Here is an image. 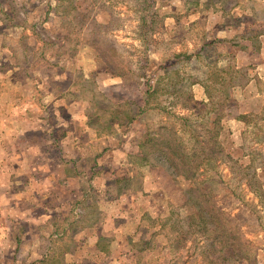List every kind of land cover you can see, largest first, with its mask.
<instances>
[{"label": "rangeland", "instance_id": "1", "mask_svg": "<svg viewBox=\"0 0 264 264\" xmlns=\"http://www.w3.org/2000/svg\"><path fill=\"white\" fill-rule=\"evenodd\" d=\"M147 1L152 5L150 11H144L149 5L144 0H80L84 9L93 2L90 8L93 17L100 24L111 27L109 36L112 38L106 36L92 48L90 43L93 26L83 27L80 18L79 21H74L72 16L77 14V10L65 9L66 4L56 0H0L3 7L15 18V22L22 23L20 27L12 28L10 21H5V15L0 8V97L3 98L0 99V132L4 133L5 138L11 134H21L20 139L15 135L12 136L13 141H4L7 142V147L21 142V150L17 152L23 151L25 154L29 145H36L41 148L40 153H43L49 134L47 128L57 127L60 118L55 120L50 117V122L47 119L46 123L43 122V127L37 125L35 129L12 123L10 118L15 112V121L20 124L24 118L29 117L32 110L39 114L36 118L50 116L53 102L51 98H46L43 87H38L31 79L33 76L42 79V75H34L35 70L30 72L28 77L14 70L7 72L4 67V55H11L8 47H17V41L21 36L29 34V29L33 28L34 24L38 26V32H42L44 38L48 35H65L63 27L71 25V46H65L60 41L58 44L61 52L69 53L72 49H77L78 55L72 61L75 65L64 71L63 78L57 82L54 74L46 70L43 73L47 74L46 76L51 74L55 80L50 82L54 97L64 90H70L69 95L76 96H67L69 102L75 99L78 103L75 106L76 110L80 111L76 127L81 128L82 132L93 126L91 132L94 137V154L90 151H81L79 154L85 162V170L90 171L93 167L96 169L95 174H105L104 179L109 178L115 193H120L122 176L135 171L133 176H139L140 173V176L147 177V183L145 180H136L130 184L134 190L146 187L153 193L149 206L146 202H143L142 206L149 208L147 212L152 213L149 218H153V226H161L159 231L156 229L153 233V240L155 234L159 233V238L165 246V256L161 259L153 252L149 257V264H155L156 261L161 264L160 260L164 264H170L176 259L185 264H207L202 255V251L207 249V242L202 241L200 237L202 230L198 229L196 224H190L193 209L189 199V190L198 189V183L202 185L204 179L202 177L199 181L198 176L205 173L186 170L178 174L170 167L163 154L154 151L146 154L139 146L145 143V146L151 147L152 142L150 139L147 141L146 135L149 130H157L161 125L180 134L183 132L186 138H191L188 135L191 129L196 135L203 136L204 128H207L204 125H212L216 113L213 112L205 87L201 84H211L219 78L214 77L213 72L220 69L226 71V65L223 67V64H229L228 60L235 63L238 70L248 69L252 76L257 69L259 73H264V41H261L260 37L254 38L255 34L264 33V27L261 25L264 22V0H224L223 4L221 0ZM239 3V10H235ZM101 5L103 7H99ZM232 7L234 11H230ZM236 29L240 30L239 33H236ZM146 32L147 45L143 46ZM75 45H78V48ZM95 49L98 52L105 51L108 56L113 55L110 57L113 64L126 76L111 77L112 71L104 61L98 60ZM52 52L51 49L48 51ZM236 52L244 53V58L238 59ZM69 54H73V51ZM189 56L193 59L190 60ZM178 72L180 77H191L192 81L197 82L191 90L189 89L194 96L191 101H188L186 96L179 99L170 94L173 90L170 82L175 81V74ZM167 74L171 77L166 76ZM209 75L213 79L207 82L210 80ZM225 75L228 78L226 73ZM149 86L152 90L158 87L157 93L150 97L145 94ZM212 89L217 100H224V112L218 125L221 135L214 143L216 154L213 158L220 163L217 168L219 174L208 172V175H215L220 182L216 185L210 180V184L205 185L214 188L218 204L240 226L245 236L243 243L255 250L256 264H264L263 84L256 80L252 89L244 86L228 88V85L221 89ZM245 90H248L247 94ZM255 91L261 96L259 100L253 99ZM121 98L136 103L131 106L134 114H138L139 108L146 110L145 114L136 122H132V115L127 113L129 108L121 104ZM54 102L55 107L61 105L57 104V101ZM101 109L114 118L110 121L113 127L97 137L95 127H108L110 120L107 113H102ZM116 111L127 114L116 117ZM111 137H115L114 141H110ZM22 142L25 143L24 146ZM113 142L118 146L127 143L130 157L126 158L134 162L133 166L118 164L108 167L107 170H101L105 169V166H95L94 157L102 163L99 150L112 146ZM1 152L3 160L0 156V174L9 170H13L14 174L24 172L23 167L17 171L6 160L12 158L15 150H0V155ZM33 155L29 153L28 156L23 155L20 158L30 161ZM52 156L56 158V153L53 152ZM99 179L102 180V177ZM100 180L97 188L102 184ZM144 222L150 224L151 220L146 218Z\"/></svg>", "mask_w": 264, "mask_h": 264}, {"label": "crops", "instance_id": "2", "mask_svg": "<svg viewBox=\"0 0 264 264\" xmlns=\"http://www.w3.org/2000/svg\"><path fill=\"white\" fill-rule=\"evenodd\" d=\"M223 2L221 0L222 4ZM239 6L240 3L235 10H239ZM232 10L234 11V7L230 9ZM261 25L264 27V22ZM239 31L236 29V33ZM256 37L264 41L263 32L255 34L254 38ZM235 55L238 59L244 58V53L236 52ZM45 70L56 76V82L63 78L64 71L60 67L42 64L35 69L34 75H42L43 78L31 76V79L38 87H43L46 98H51L54 104V101L59 105L61 103L60 106L70 114L67 120L75 123V131L67 132L66 137L56 140L52 136L54 126H50L43 153H40V147L29 145L25 154L23 151L17 152L21 150V142L15 143V146L11 144L10 147L4 142L6 139L13 141L12 136L15 135L20 139V133L5 138L4 133L0 132V150L16 151L11 159L6 160L15 170L19 171L22 167L24 169L21 174H14L13 170L0 174V264H149V257L153 252L157 257L164 258L165 246L159 233L155 234L153 240V233L156 229L159 231L161 226H153L154 220L149 218L152 213L147 212L149 208L142 206L143 202L149 206L153 193L146 187L134 190L130 184L136 180H145L147 183V177L140 176V173L139 176H133L135 171L124 175L120 178V193H115L109 178L104 179L105 174H95L96 169L93 167L90 171L85 170V162L79 154L81 151L94 154L95 148L93 141L83 145L77 141L81 130L76 127L80 111L75 108L78 105L75 99L69 102L67 98L76 96L69 95L70 90H64L54 97L50 82L55 80L51 74L46 76L43 73ZM246 71L250 78L245 88L252 89L256 80L264 86V73H259L257 69L252 76L248 69ZM245 91L247 94L248 90ZM260 97L258 91L253 93V99L259 100ZM0 99L3 100L1 97ZM16 114L17 112L10 119L21 127L26 125L35 129L38 125L41 128L47 120L30 114L20 124L15 121ZM59 115L58 112V119H61ZM86 129L91 131L89 127ZM123 138L126 139V136L123 135ZM114 139L115 137H111L110 141ZM22 144L25 145L23 142ZM53 152L56 153V158L52 156ZM29 153L34 154L30 161L20 158ZM99 155L102 163L97 157H94L93 163L98 167L105 166L101 170L118 164H134L131 159L128 161L126 158L127 143L118 146L113 142L112 146L101 148ZM0 156L3 160L2 152ZM99 180L102 184L97 188ZM130 187L132 189L129 190ZM146 218L151 220L150 224L144 222ZM158 220L157 218V222ZM160 263L164 264L161 260ZM155 264H158L157 261ZM170 264L185 263L176 259Z\"/></svg>", "mask_w": 264, "mask_h": 264}, {"label": "trees", "instance_id": "3", "mask_svg": "<svg viewBox=\"0 0 264 264\" xmlns=\"http://www.w3.org/2000/svg\"><path fill=\"white\" fill-rule=\"evenodd\" d=\"M58 2H62L65 9H74L77 10V14L73 17L74 21L82 22L83 27H91L92 29V40L91 46L94 48L98 41H102L109 36L110 25L100 24L96 21V19L92 15V10L90 8L93 6V2H91V6L88 8H83L80 0H56ZM83 2L86 0H82ZM146 3L149 4L147 0H144ZM68 2V3H67ZM103 7V5L99 6ZM152 5L149 4L144 11H150ZM1 12L5 15V21H10L11 27L16 28L20 27L22 24L21 22H15V18L9 13V10L3 7L2 3H0ZM82 10V11H80ZM119 21L120 18H118ZM8 22H4L8 24ZM71 25L67 24L63 27L66 32L65 35L61 34L58 37L55 35H48L47 38L42 36V32H38V26L34 24L33 28H30L29 34L21 36V38L17 41V47H11L8 49L10 50L11 55H4V67H6L7 72L9 71H16L19 74H25V77L29 76V73L34 71L38 66L42 64H48L51 66L60 67L63 71H68L71 66H74L73 58L76 57L78 54L77 49H72L73 54H69L67 52L60 51V45L58 41H60L63 45L68 46L70 45V38L69 35L71 34L70 31ZM108 29V33H107ZM110 30V31H109ZM144 39L142 45H147V37L148 33L144 34ZM112 38L111 36H109ZM86 44L87 41H86ZM71 46V45H70ZM78 48V45H75ZM206 45L204 49H206ZM53 50L52 53H48L49 50ZM147 49V47H145ZM96 55L99 61H104L108 68L112 71L111 77H125L126 74L122 73L119 67H116L112 59L108 56L105 51L98 52L95 49ZM206 52V50H205ZM186 55V54H184ZM190 60L193 57H188ZM226 65V71L224 69L217 70L213 72L214 77H219L214 80L211 84H201L205 87L206 95L208 97L209 103L212 104L213 112L216 113L215 122L211 124L204 125L207 128H204L203 136H199L195 134L194 130H190L189 136L191 138H186L183 132L177 133L173 129L167 128L165 125L159 126L157 130H149L146 137L147 141L150 139L152 144L151 147L145 146V143L140 144V148L145 151L146 154L154 151L160 152L166 158L168 164L170 165L173 170L178 173L182 174L186 170H191L197 173H205L199 175V181L203 177L202 185L198 186V189L189 190L190 202L192 205L193 212L190 216V224L193 223L198 226V229L202 230L201 236L202 241L207 242V249L202 251V255L204 260L207 264H256V254L255 250L252 247L246 246L244 242L245 236L241 231L239 225L234 222L228 214H226L221 206L218 204L216 200L217 194H214V188L205 185L206 183L210 184V180L214 182L216 185L220 182L215 175L211 177L208 175V172H214L215 174H219L217 168L220 163L215 161L213 156L216 154L215 145L214 143L220 138L221 132L218 130V125L220 124L223 118V106L224 100H217L213 96V89L212 87H218L221 89L225 85H228V88H236L238 86H245L249 82V78L247 75V71L245 70H238L236 69V65L233 62H230ZM223 62V60H222ZM226 62V60H224ZM142 68H144L142 66ZM219 73V74H217ZM225 73L228 75L226 78ZM180 73H176L177 76L175 81L170 82L173 87V90L170 92L171 95L175 96L176 98L181 99L182 97L187 98L188 101L194 99L192 94L191 87L196 85V81H192L191 77L182 78L179 75ZM166 76L171 77V75L167 74ZM142 77V76H141ZM242 77V78H241ZM212 76L209 75L208 81L211 80ZM213 79V78H212ZM171 81V80H170ZM264 88V86H263ZM190 89V90H189ZM158 91V87L151 89L149 86L148 90L145 94L150 97L155 95ZM228 95V94H227ZM220 99V98H219ZM120 100V99H118ZM127 108L128 115H132V122H136L141 115L145 114L146 110L143 108H139L138 114H134V110L131 106L136 105L135 102L127 99L121 98L120 100ZM148 103V98H146L145 104ZM138 105V104H137ZM102 113L106 114V110H102ZM33 112V111H32ZM31 112V115L38 116L36 112ZM56 112L60 113V121H57V127H52L53 132L52 136L56 140L62 139L67 136V132L73 133L75 131L74 124L67 120L70 118V114L66 113V109L63 106L55 107L54 103L51 105L50 108V116L40 119H48L52 117L55 120H59L57 118ZM126 112L116 111V117H121L127 114ZM108 115L109 119V126L104 127L100 126L97 128L96 134L97 137L101 136L102 134L106 133L109 129H112L113 125L110 121L112 120V116ZM29 118V117H27ZM114 119V118H113ZM211 125V126H210ZM50 128V127H48ZM47 128V130H48ZM91 131L93 130V126L89 127ZM46 130V129H44ZM88 129H84L82 132L79 131V137L77 136V141L80 144H85L87 142H91L93 140V134ZM95 131V130H94ZM46 135V134H44ZM205 176V177H204ZM221 186H219L220 189ZM217 191V189H216ZM255 192V191H254ZM216 201V202H215ZM204 237V238H203ZM201 241V240H199ZM210 241H213L210 243ZM206 248V247H205Z\"/></svg>", "mask_w": 264, "mask_h": 264}]
</instances>
